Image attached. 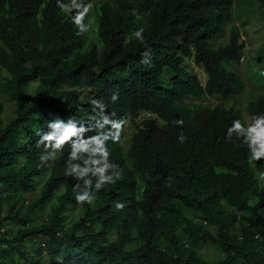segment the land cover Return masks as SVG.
<instances>
[{
	"label": "trees",
	"instance_id": "obj_1",
	"mask_svg": "<svg viewBox=\"0 0 264 264\" xmlns=\"http://www.w3.org/2000/svg\"><path fill=\"white\" fill-rule=\"evenodd\" d=\"M234 1L107 0L97 7V42L87 46L57 0H0V264H264V160L250 161L243 139H227L234 120L246 127L237 110L187 102L227 100L243 87L233 70L244 58L239 28L232 24L226 43L211 46ZM255 5L264 29V0ZM237 6L244 26L250 12ZM140 27L147 47L132 36ZM258 55L262 73L264 44ZM190 60L206 74L204 85L186 70ZM5 99L14 113L4 123ZM247 112L264 115V95ZM141 113L154 118L137 123ZM105 115L130 120L126 149L123 127L114 140ZM179 119L183 127L172 123ZM57 120L75 131L55 160L40 161L47 154L37 142L56 133L48 123ZM105 149L122 179L96 193L94 205H78L73 187L83 180L66 175L67 166L103 167ZM89 178L95 184L98 176ZM67 210L78 211L70 225ZM205 247L218 258H202Z\"/></svg>",
	"mask_w": 264,
	"mask_h": 264
},
{
	"label": "rangeland",
	"instance_id": "obj_2",
	"mask_svg": "<svg viewBox=\"0 0 264 264\" xmlns=\"http://www.w3.org/2000/svg\"><path fill=\"white\" fill-rule=\"evenodd\" d=\"M107 0H71L65 9V12L68 16L72 17L74 20L80 14L84 12V9L89 5L91 7L88 9L86 15L83 18V24L85 26V31L83 32L86 45L88 46L91 42H97V7L101 3ZM246 11L249 10L248 14V22L244 26L242 23L245 21L246 15L238 17V6ZM256 0H235L232 6V18L228 25L225 26L223 33L216 39L211 42L212 47H217L220 44L226 43L229 36V29L232 24H235L239 30L241 35V41H243L245 45L244 50V58L241 62L236 65L233 70H235L242 78L243 87L241 91L228 98L227 100H223L218 96L208 97L204 96L200 99H190L188 103H196V104H208L211 106L222 105L224 107H231L237 110L243 117L246 127L250 125L252 121V117L247 112V106L249 102L258 95H264V75H261L260 68H262V62L258 55V52L261 46L264 44V29L262 27V21L260 19L259 10L257 6L254 4ZM253 6V7H252ZM185 68L191 75H195L200 80L201 84L204 85L207 79L206 74L200 66L195 65L191 60L185 63ZM14 113V105L5 99L4 102V113L2 114L3 122H7L13 117ZM152 119L154 116L141 113L139 117L135 120L137 123L144 119ZM123 138L121 139V145L124 149H126V145L128 139L132 133V127L129 119L125 120L123 125ZM45 177H42L38 180L36 191L32 194H27L23 197L24 207L27 206L28 202L34 200L37 194L40 192L41 187L44 183ZM52 204V203H51ZM48 206L39 213L35 220L43 221L47 219L50 213V206ZM6 214L5 205L0 210V216L3 217ZM64 220L66 225H70L72 221H74L78 216V211L67 210L64 213ZM14 229L15 226L10 224L6 227V229ZM198 253L200 256L208 261H213L218 258V253L213 248L205 247L199 248Z\"/></svg>",
	"mask_w": 264,
	"mask_h": 264
},
{
	"label": "clouds",
	"instance_id": "obj_3",
	"mask_svg": "<svg viewBox=\"0 0 264 264\" xmlns=\"http://www.w3.org/2000/svg\"><path fill=\"white\" fill-rule=\"evenodd\" d=\"M57 6L62 10L65 9V5L60 3V0H57ZM91 7L89 5L84 9L83 13H80L74 20V23L80 28L81 32L85 31V26L83 24L84 15H86L88 9ZM146 29L140 27L138 30L132 33V36L141 44H144L147 47V41L145 40L144 33ZM147 55V53H145ZM144 64H149L150 60L142 59L141 61ZM264 75V72L261 73ZM118 99L117 95H113L112 100L116 101ZM92 104L94 107L100 104L99 101L93 100ZM107 115L104 116L106 123L111 124L117 132L114 140L119 139V131L123 127L125 121L121 120H112L109 119ZM252 123L245 127V125L240 120H234L231 124V127L227 130V139L232 140L235 135L237 139H243L244 145H246L250 152V161H260L264 160V115L254 116L252 118ZM173 124L183 127L184 121L182 119L174 120ZM71 125V121L69 122ZM48 127L54 128L56 130L55 134H43L40 140L37 142V147L44 145L45 155L40 156V161L46 159L55 160L57 153L62 151L63 146L68 143L73 135L75 129L72 126L65 127L62 121L57 120L55 123H48ZM186 141V137L183 133L179 135V142L183 144ZM47 142V143H45ZM82 151H87V147L84 146ZM101 155L104 158V166L98 167L100 164L99 160L96 161H85L86 165H91L90 167L79 168V166H72L69 162L67 166L66 175L74 177L77 181L83 180V184L77 183L73 187V192L75 194V200L78 205H83L87 203L89 206L94 205L96 201V193L100 192L109 185H114L118 180L122 179L123 170L119 165L109 162L110 152L105 149ZM76 153L72 152L70 154V160L76 159ZM91 173L92 176H98L95 184H93L92 179H85ZM264 176V173H261ZM115 209L121 211L125 208L123 203L116 202L114 204Z\"/></svg>",
	"mask_w": 264,
	"mask_h": 264
}]
</instances>
